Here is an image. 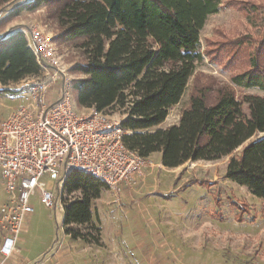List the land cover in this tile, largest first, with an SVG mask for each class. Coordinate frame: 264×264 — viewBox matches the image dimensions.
<instances>
[{"label": "trees", "instance_id": "16d2710c", "mask_svg": "<svg viewBox=\"0 0 264 264\" xmlns=\"http://www.w3.org/2000/svg\"><path fill=\"white\" fill-rule=\"evenodd\" d=\"M1 5L7 20L24 10H51L58 41L76 42L86 55L73 67L85 75L72 85L76 104L104 111L127 106L121 121L127 148L145 158L160 152L168 169L217 160L242 146L229 157L225 178L264 200V136L249 141L264 133V97L251 93L237 99L232 88L222 86L209 101L204 90H197L177 124L159 127L193 76L201 59L200 30L207 16L219 11L221 0H0ZM250 7L241 5L246 12ZM22 28L0 35L1 86L41 72ZM258 44L249 54L240 39L215 49V56L221 51L231 59L245 56L246 68L230 77L233 86L264 92V37ZM105 190L106 183L89 173L68 172L59 196L66 236L99 246L101 228L92 221L91 206ZM84 225L89 232H81Z\"/></svg>", "mask_w": 264, "mask_h": 264}, {"label": "rangeland", "instance_id": "374dc122", "mask_svg": "<svg viewBox=\"0 0 264 264\" xmlns=\"http://www.w3.org/2000/svg\"><path fill=\"white\" fill-rule=\"evenodd\" d=\"M244 3L251 6L248 12L241 9ZM5 5L0 6V35L14 26H43L54 37L72 91L73 83L83 76L73 67L85 61L84 50L76 42L58 41V23L49 8L24 10L7 20ZM207 17L200 30L201 59L195 61L193 76L180 101L169 108L161 128L178 123L197 90H204L209 101L222 86L232 88L237 99L251 93L264 97L257 88L230 83L231 76L246 68L244 55L231 59V54L221 51L215 56L214 52L221 42L235 39L241 40L247 54L255 50L264 37V0H221L219 11ZM25 83L0 85L4 88L0 121L23 103ZM243 109L247 112L246 104ZM126 111L127 106L115 105L107 113L122 120ZM262 136L257 133L249 141ZM241 148L217 160L188 161L168 169L160 166V152H153L129 182L103 191L93 201L92 221L101 228L99 246L66 236L59 198L48 208L33 192V211L23 222L22 241L17 244L20 254L8 256L3 264H15L22 258L30 260L29 264H264V200L225 178L229 157L237 156ZM40 180L57 194L55 181L46 174ZM6 197L0 185V207ZM80 230L89 232V227Z\"/></svg>", "mask_w": 264, "mask_h": 264}, {"label": "built area", "instance_id": "2783aa9c", "mask_svg": "<svg viewBox=\"0 0 264 264\" xmlns=\"http://www.w3.org/2000/svg\"><path fill=\"white\" fill-rule=\"evenodd\" d=\"M22 31L41 72L24 84L23 103L0 121V185L7 195L0 207V264L17 250L23 222L33 211V192L53 208L70 170L89 173L112 190L146 165L145 157L123 144L121 119L94 107H76L53 35L37 24ZM53 84H58L57 96L48 102L45 92ZM44 174L56 182L57 194L45 188Z\"/></svg>", "mask_w": 264, "mask_h": 264}, {"label": "crops", "instance_id": "0c3cea01", "mask_svg": "<svg viewBox=\"0 0 264 264\" xmlns=\"http://www.w3.org/2000/svg\"><path fill=\"white\" fill-rule=\"evenodd\" d=\"M85 77V75L84 76H82L81 78H84ZM30 79V77H25V78H23L22 80H20L19 82H15V83H20V84H22V82L23 83H25V81H28ZM56 89H57V86L54 88H51V90H50V88L49 89H47V91L45 92V98H46V100L48 101V102H52L55 98H56V96H57V94H56ZM163 124V123H162ZM161 126V125H160ZM159 126V127H160ZM150 156V155H149ZM149 156L147 157V158H149ZM160 166L161 167H163L162 165H161V163H160ZM24 229V228H23ZM23 233V231H21L20 233H19V235H18V238H19V240L17 241V243H16V246H17V244L19 243V242H21L22 241V238H21V236H20V234H22ZM0 238H1V240H0V244H1V242H2V236H0ZM14 253H16V254H20V252H19V250H18V248H17V250L16 251H14ZM13 253V254H14ZM29 262H30V260H28V259H21L19 262H15V264H29Z\"/></svg>", "mask_w": 264, "mask_h": 264}]
</instances>
